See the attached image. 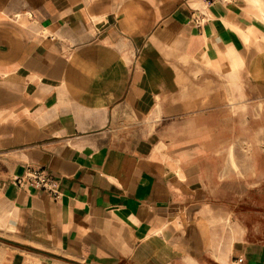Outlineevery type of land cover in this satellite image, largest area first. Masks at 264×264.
I'll return each instance as SVG.
<instances>
[{
	"label": "crops",
	"instance_id": "0c3cea01",
	"mask_svg": "<svg viewBox=\"0 0 264 264\" xmlns=\"http://www.w3.org/2000/svg\"><path fill=\"white\" fill-rule=\"evenodd\" d=\"M258 104L264 0H0V264H264Z\"/></svg>",
	"mask_w": 264,
	"mask_h": 264
},
{
	"label": "rangeland",
	"instance_id": "374dc122",
	"mask_svg": "<svg viewBox=\"0 0 264 264\" xmlns=\"http://www.w3.org/2000/svg\"><path fill=\"white\" fill-rule=\"evenodd\" d=\"M235 111L238 112H242L244 111V105L243 104H238L235 105ZM238 107V109H237ZM255 114H256V119L254 121L253 124H255V128H254V132L253 134H249L246 135L245 130L244 133L241 132V129L239 130L241 133H239L236 137H232V142L235 143V145H237V147L242 151H230V152H223V158L226 159H230V157L233 160H238L241 162H244V166L243 167H238V168H231V167H224L222 169L224 176L230 175L232 172L237 173L239 177H244L246 178L248 175H252L253 173V168L251 167L252 164H249V166L247 165L246 161H255L256 162V166L260 169V170H264V151L262 150H258L256 152H246V147L248 145V143H253L255 145L256 148L260 149L261 147H264V129H263V125H264V120L261 118L260 115L262 112V105L258 104L255 108H254ZM240 123H245L246 121L240 120ZM243 149L245 151H243ZM250 167V168H249Z\"/></svg>",
	"mask_w": 264,
	"mask_h": 264
},
{
	"label": "built area",
	"instance_id": "2783aa9c",
	"mask_svg": "<svg viewBox=\"0 0 264 264\" xmlns=\"http://www.w3.org/2000/svg\"><path fill=\"white\" fill-rule=\"evenodd\" d=\"M12 183L20 188L33 187L45 191L53 197L58 193L57 181L41 167H27L22 175L12 178ZM237 262H242V259L238 258Z\"/></svg>",
	"mask_w": 264,
	"mask_h": 264
}]
</instances>
